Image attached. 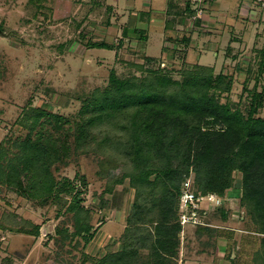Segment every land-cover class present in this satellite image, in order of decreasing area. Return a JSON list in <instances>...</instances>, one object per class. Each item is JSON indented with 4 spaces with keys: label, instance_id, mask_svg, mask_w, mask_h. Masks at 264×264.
<instances>
[{
    "label": "rangeland",
    "instance_id": "rangeland-1",
    "mask_svg": "<svg viewBox=\"0 0 264 264\" xmlns=\"http://www.w3.org/2000/svg\"><path fill=\"white\" fill-rule=\"evenodd\" d=\"M30 1L0 0V264H122L121 258L126 264H159L163 258L157 255L163 252L154 248L157 224L175 213L176 199L164 198L163 180L143 188L135 183L140 171L124 112L103 116L88 130L87 146L77 151L80 125L100 113L94 102L104 99L103 93L116 90L112 71L121 80L142 79L150 70L180 83L193 76L210 79V95L247 117L258 99L254 93L264 95V55L253 41L242 45L239 28L226 26L221 37L205 30L204 17L219 0H178L165 28L166 55L160 51L162 32L151 34L146 54L154 58L145 57L135 41L132 51L130 42L121 39L111 41L112 51H87L82 26L31 19ZM212 43L219 50L218 70L211 66L216 50L202 61L207 68L197 67ZM219 73L227 78L222 91L215 84ZM226 84H231L229 90ZM37 108L60 115L61 127L45 116L30 131ZM255 117L264 118V106ZM42 135L46 147L53 140L71 147L50 167L57 182L67 178L81 190L77 196L57 198L27 172L30 153L24 144L37 143ZM152 163L164 169L169 163L177 166L178 159L167 154L161 160L155 156ZM189 176L195 187L192 168ZM157 177L150 175V181ZM242 195V173L235 170L220 204L204 208L207 227H182L178 245L162 264H262L263 235L251 209L241 205Z\"/></svg>",
    "mask_w": 264,
    "mask_h": 264
},
{
    "label": "trees",
    "instance_id": "trees-1",
    "mask_svg": "<svg viewBox=\"0 0 264 264\" xmlns=\"http://www.w3.org/2000/svg\"><path fill=\"white\" fill-rule=\"evenodd\" d=\"M194 14V12L192 13ZM95 47L111 49L105 43ZM153 59H147L152 62ZM262 73L264 59H262ZM197 67H205L203 65ZM207 68V67H205ZM214 72V69L212 70ZM226 75L219 73L216 85L222 91ZM113 92L103 93L104 99L94 102L99 114H93L80 125L77 133V148H84L89 142L91 129L103 116L112 112H124L129 125L126 129L131 133L132 149L136 167L140 171L135 182L143 188L145 185H155L163 180V195L166 199H176L175 213L165 215L158 223V232L154 248L158 258L173 254L178 245L177 237L182 228L179 221V198L184 182L195 173V187L202 195L216 194L224 197L231 186L232 173L238 170L242 173L241 205L248 206L254 221L260 226L262 238V264H264V118L255 114L264 106L263 93H254L256 101L249 115L245 117L240 110L233 111L226 103H220L214 94L210 95L213 84L210 79L201 80L193 76L184 83L171 79L159 71H148V76L142 79L121 80L112 71ZM203 81V82H202ZM231 84H226V88ZM263 99L261 100L260 97ZM37 116L33 119V131L45 116H52L57 124L61 116L50 114L37 108ZM61 124V123H60ZM59 124L58 128L61 127ZM219 127V128H217ZM42 137L32 145L25 143L28 150L27 172L34 173L37 184L49 194L59 198L60 195H76L81 190L69 180L57 182L51 173L50 164L60 160V153L67 155L71 147L68 142L60 146L53 140L49 146L42 144ZM167 154L178 159V165L171 163L167 168L160 169L152 161L155 156L161 160ZM3 156L0 146V159ZM163 167V166H162ZM160 175L150 181V175ZM164 177L161 178V177ZM47 183V184H46ZM159 183V182H158ZM22 189V185H20ZM24 189L22 193H24ZM138 195L140 191L137 190ZM137 209V206H134ZM216 209H220L216 208ZM223 212V209H222ZM137 216V214H136ZM139 220V218L137 219ZM175 221L174 224H170ZM198 227V226H197ZM207 227L200 226V228ZM86 237V241H90ZM173 257V255H171ZM122 264H126L120 259Z\"/></svg>",
    "mask_w": 264,
    "mask_h": 264
},
{
    "label": "crops",
    "instance_id": "crops-1",
    "mask_svg": "<svg viewBox=\"0 0 264 264\" xmlns=\"http://www.w3.org/2000/svg\"><path fill=\"white\" fill-rule=\"evenodd\" d=\"M186 3L185 9L189 11L191 7ZM30 5L31 11L27 15L31 19L82 26L86 34L82 37L87 51L102 49L94 46L102 43L114 50L111 41L121 39L130 42L132 51H136L132 45L135 41L145 57L154 58L151 54H146H149L151 34L157 30L162 32L160 51L166 55L169 42L166 40L168 31L165 28L170 18L173 19L178 0H31ZM99 14L102 15L101 20L91 18L92 15ZM204 21L207 23V32L216 31L220 34L216 37L223 36L226 26L231 27V30L239 28V39L244 40L242 45L253 41L258 53L264 55V9L256 0H219L207 12ZM212 44L214 48L208 46L209 49L200 55V64L207 66L202 61L206 62L210 52L216 50L211 66L218 70L215 59L219 57V50L215 48L217 43ZM111 49L106 50L112 51ZM220 264L225 263L221 261Z\"/></svg>",
    "mask_w": 264,
    "mask_h": 264
},
{
    "label": "built area",
    "instance_id": "built-area-1",
    "mask_svg": "<svg viewBox=\"0 0 264 264\" xmlns=\"http://www.w3.org/2000/svg\"><path fill=\"white\" fill-rule=\"evenodd\" d=\"M256 1L264 6V0ZM191 178L189 177L184 182L179 198V221L182 227L186 225L206 226V220L204 219L208 211L204 208L210 204L215 206L214 201H218L216 205H219L221 197L215 194L202 195L200 192L195 191V187H191L189 181Z\"/></svg>",
    "mask_w": 264,
    "mask_h": 264
}]
</instances>
